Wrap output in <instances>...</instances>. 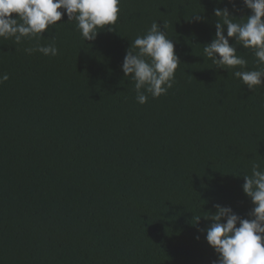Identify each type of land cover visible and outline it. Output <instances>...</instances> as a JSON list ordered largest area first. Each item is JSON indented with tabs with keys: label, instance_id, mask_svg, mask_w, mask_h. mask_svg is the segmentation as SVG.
Listing matches in <instances>:
<instances>
[{
	"label": "trees",
	"instance_id": "1",
	"mask_svg": "<svg viewBox=\"0 0 264 264\" xmlns=\"http://www.w3.org/2000/svg\"><path fill=\"white\" fill-rule=\"evenodd\" d=\"M119 7L115 30L94 41L67 16L43 37L0 38V74L9 76L0 84V264H215L200 231L211 222L196 218L214 204L242 217L253 206L242 175L264 168V86L248 89L239 67L203 53L214 9L232 5ZM237 8V19L250 14L241 0ZM153 22L181 63L167 93L140 104L121 66ZM52 42L56 56L25 51ZM237 50L255 70L253 51Z\"/></svg>",
	"mask_w": 264,
	"mask_h": 264
},
{
	"label": "clouds",
	"instance_id": "2",
	"mask_svg": "<svg viewBox=\"0 0 264 264\" xmlns=\"http://www.w3.org/2000/svg\"><path fill=\"white\" fill-rule=\"evenodd\" d=\"M121 0H0V38L25 39L43 37V33L57 25L64 16L75 21L85 41H94L102 30L112 32L119 19ZM224 0H218L223 3ZM250 10L241 22L233 13L238 11L237 0H228L227 7L214 9L215 35L204 44L203 53L219 68H237L234 76L248 89L264 86V0H241ZM196 22L207 23V18L194 15ZM106 26H111L107 27ZM230 39L234 43H230ZM237 44L251 49L256 57L255 70L247 69V60L237 54ZM31 54L38 51L45 56H56L55 43L25 49ZM181 63L175 45L160 24L153 22L147 34L137 36L126 50L122 63L125 76L135 81L136 99L140 104L149 94L157 98L167 93L175 81V72ZM9 79L0 74V84ZM243 192L250 198L252 208L247 217L235 213L232 207L214 204L215 213L204 212L201 216L210 221L206 229V242L217 255L215 264H264V168L256 164L251 175L244 174ZM199 239V236L196 237Z\"/></svg>",
	"mask_w": 264,
	"mask_h": 264
}]
</instances>
